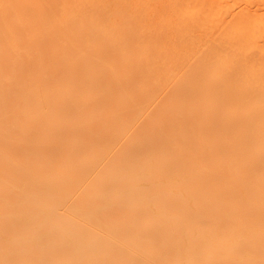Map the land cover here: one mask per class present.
Wrapping results in <instances>:
<instances>
[{"label": "bare ground", "instance_id": "1", "mask_svg": "<svg viewBox=\"0 0 264 264\" xmlns=\"http://www.w3.org/2000/svg\"><path fill=\"white\" fill-rule=\"evenodd\" d=\"M0 264H264V0H0Z\"/></svg>", "mask_w": 264, "mask_h": 264}]
</instances>
